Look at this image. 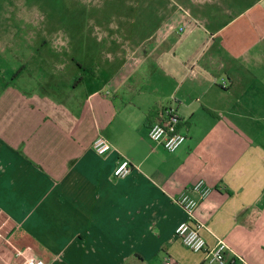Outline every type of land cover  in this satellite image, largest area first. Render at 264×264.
I'll use <instances>...</instances> for the list:
<instances>
[{"label": "crops", "instance_id": "0c3cea01", "mask_svg": "<svg viewBox=\"0 0 264 264\" xmlns=\"http://www.w3.org/2000/svg\"><path fill=\"white\" fill-rule=\"evenodd\" d=\"M155 7V29L101 65L0 54V264L24 249L40 264H201L174 235L173 201L198 180L212 188L194 214L206 249L220 239L264 264V0ZM159 104L181 119L174 153L147 139Z\"/></svg>", "mask_w": 264, "mask_h": 264}, {"label": "rangeland", "instance_id": "374dc122", "mask_svg": "<svg viewBox=\"0 0 264 264\" xmlns=\"http://www.w3.org/2000/svg\"><path fill=\"white\" fill-rule=\"evenodd\" d=\"M166 0H0V54L20 63L101 65L153 31L155 4ZM163 15L168 9L162 4ZM118 51V52H117ZM82 53V55H80ZM121 54L118 57H122ZM39 75L42 72L34 71ZM53 73V72H50Z\"/></svg>", "mask_w": 264, "mask_h": 264}, {"label": "built area", "instance_id": "2783aa9c", "mask_svg": "<svg viewBox=\"0 0 264 264\" xmlns=\"http://www.w3.org/2000/svg\"><path fill=\"white\" fill-rule=\"evenodd\" d=\"M181 30V29H180ZM181 119L171 105L159 104L155 109V119L147 130V139L159 145L168 153H174L184 143L186 136L180 132ZM111 144L102 137H97L92 143V150L102 156L111 150ZM130 171L128 161L120 159L112 172L115 179L125 177ZM212 188L203 180H198L192 186L181 190L174 199L184 215V219L174 230L175 237L182 246L192 253H203L201 264H247L242 258L230 254L228 246L223 240H217L214 247L206 249V242L201 235L203 225L196 219L195 210L198 204L204 201L211 193ZM22 260L11 264H40L24 249L16 253ZM163 264H178L171 257L166 256Z\"/></svg>", "mask_w": 264, "mask_h": 264}]
</instances>
